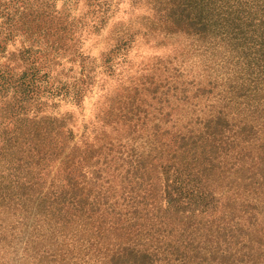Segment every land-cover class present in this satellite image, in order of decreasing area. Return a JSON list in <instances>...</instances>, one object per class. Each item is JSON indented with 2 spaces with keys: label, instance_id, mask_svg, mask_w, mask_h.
I'll use <instances>...</instances> for the list:
<instances>
[{
  "label": "trees",
  "instance_id": "16d2710c",
  "mask_svg": "<svg viewBox=\"0 0 264 264\" xmlns=\"http://www.w3.org/2000/svg\"><path fill=\"white\" fill-rule=\"evenodd\" d=\"M91 1L90 27L97 29L109 8ZM136 1L148 10L137 23L144 36L153 42L184 37L178 57L201 51L215 61L222 54L225 65L237 66L235 74L254 65L251 78L226 80L233 92L211 99L205 116L182 127L173 110L160 116L169 108L166 99L152 111L138 98L144 83L109 99L91 139H73L67 114L43 117L36 127L21 116L19 129L0 131V211L21 218L34 212L57 227L52 233H73L109 264H264L263 222L253 221L254 211L264 210V0ZM0 19V49L17 28L28 40L16 49L23 69L10 72L0 62V91L8 97L5 89L15 88L4 106L16 100L19 111L31 108L26 103L37 80L48 78L33 65L48 60L46 48L79 59V76L52 90L79 100L89 75L75 49L77 20L65 3L0 0ZM132 25H113L115 38L102 52L105 70L133 40ZM182 62L167 81L186 77ZM257 85L260 96L250 98L245 90Z\"/></svg>",
  "mask_w": 264,
  "mask_h": 264
},
{
  "label": "rangeland",
  "instance_id": "374dc122",
  "mask_svg": "<svg viewBox=\"0 0 264 264\" xmlns=\"http://www.w3.org/2000/svg\"><path fill=\"white\" fill-rule=\"evenodd\" d=\"M96 1H101L109 10L100 27L93 29L89 21L91 18L89 5H92L93 1L55 0L57 8L65 3L70 17L77 20L74 29L78 31L76 33L78 42H75V49L85 58L83 60L86 65L85 73L89 75L84 82L81 98L75 101L69 96L55 97L53 95V86L60 87L71 83L79 76V59L69 61L64 50L46 48L44 50L49 51L48 60L46 62L40 60L33 65L37 68L38 74L46 73L48 78L37 80L39 88L34 91L32 100L26 103L31 108H24L25 114L17 108L16 100H10V103L4 106L5 99L7 101L15 88L11 86L5 89L8 97L4 95V91H0V131L19 129L21 116L31 120L30 126L36 127L40 124L41 118L51 120L52 116L59 113L70 117L69 126L73 131L74 140L91 139L92 133L101 126V123L97 122V114L107 107L109 99L114 97L122 99L125 88L136 91L141 83L145 86L140 87L143 92L138 95V98H145L152 105V111H155L156 103L166 99L169 108L163 107L160 116L173 110L177 117L176 127H182L187 123H193L199 116H205L208 109L206 105L211 99L224 100L233 92V87L227 85L226 80L230 81L232 77H239L240 79L233 82L238 84L241 80L246 83L248 82L246 79L251 78L249 74L254 65L243 73L235 74L233 71L237 66L233 62L225 65L222 54L215 58V61H211L210 56L201 51L194 56L188 57V54L178 57L180 47L188 42L184 37L153 42L152 37L144 36L143 29L141 30L137 24L141 21V17L148 13L143 5L144 1ZM116 23L133 24L129 31L134 36L129 45L121 50L122 52L115 53L112 57L109 55L112 59L110 61L112 68L105 70L102 65V52L105 51L107 43H111V39L115 38L111 31ZM33 25H30L28 29L35 32ZM25 36L26 34L17 28L1 44L0 62L13 70L10 72L24 68L16 66L20 65V62L16 60V49L21 47V41L28 43ZM31 48L37 47L31 46ZM8 53L12 55L9 56ZM7 58L15 59L16 64L9 63ZM30 60L35 61L34 57ZM182 60L183 72L187 73L186 77L181 80L167 81L171 69L177 67ZM170 62L172 63L169 66ZM167 66L170 67L168 71ZM258 87L260 85H257V88L254 86L252 89L245 90L246 94L250 98L259 97ZM183 99L186 103L182 102ZM247 103L251 105L253 101L248 100ZM152 115L158 116V111ZM33 213L29 218H21L17 212L0 211V264H109L97 258L98 255L92 251L89 243L82 244L80 239L74 238L73 233L67 237L52 233V230L57 231V227L50 225V222L49 224L39 222L37 216L33 217ZM253 221L255 224L263 222V230H260L258 234L259 241L264 246L263 209L254 211Z\"/></svg>",
  "mask_w": 264,
  "mask_h": 264
}]
</instances>
